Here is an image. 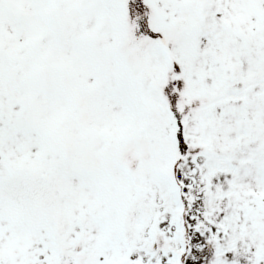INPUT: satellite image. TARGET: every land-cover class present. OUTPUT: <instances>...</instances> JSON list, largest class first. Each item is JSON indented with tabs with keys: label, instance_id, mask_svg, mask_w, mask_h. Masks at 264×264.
<instances>
[{
	"label": "snow or ice",
	"instance_id": "6c2138e0",
	"mask_svg": "<svg viewBox=\"0 0 264 264\" xmlns=\"http://www.w3.org/2000/svg\"><path fill=\"white\" fill-rule=\"evenodd\" d=\"M0 264H264V0H0Z\"/></svg>",
	"mask_w": 264,
	"mask_h": 264
}]
</instances>
